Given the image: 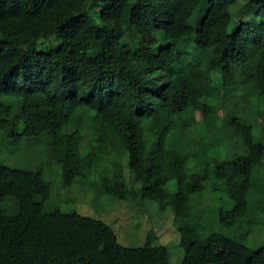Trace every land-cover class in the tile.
<instances>
[{
    "label": "trees",
    "instance_id": "obj_1",
    "mask_svg": "<svg viewBox=\"0 0 264 264\" xmlns=\"http://www.w3.org/2000/svg\"><path fill=\"white\" fill-rule=\"evenodd\" d=\"M157 32L191 44H159ZM259 117L264 0H0V134L13 147L44 138L64 186L87 187L108 153L103 193L170 208L181 264H264V245L248 242L264 222ZM237 142L227 161L225 143ZM208 188L215 204L205 208ZM5 197L0 264H173L155 230L126 247L101 220L50 211L42 168L0 164Z\"/></svg>",
    "mask_w": 264,
    "mask_h": 264
},
{
    "label": "rangeland",
    "instance_id": "obj_2",
    "mask_svg": "<svg viewBox=\"0 0 264 264\" xmlns=\"http://www.w3.org/2000/svg\"><path fill=\"white\" fill-rule=\"evenodd\" d=\"M101 4L97 7L94 13L95 19L98 23H101L99 16ZM234 12V7L232 8ZM98 12V13H97ZM237 19L231 26V30L235 29V23H238ZM159 38V44L171 45L176 48L180 46H188L191 44L190 39H162L160 32L156 33ZM51 45V41L44 42L41 48H46ZM38 48H32L30 52H35ZM244 102L247 105L256 103L255 98L249 91L245 93ZM209 102V100H207ZM3 110L9 111L8 107H4ZM221 116L227 117L231 113L229 111L221 110L219 113ZM20 116L18 119L20 120ZM197 120L202 125L203 119L201 114H197ZM72 128L74 130L79 125L77 118L72 120ZM256 125L258 127H264V119L257 118ZM88 126L92 128V117H88ZM200 126L195 130V138H200ZM264 138L260 136V139ZM241 147L240 142L230 145L225 143L226 152L224 157L227 161H230L234 154ZM110 157L106 154L105 163L94 173L89 181L88 186L82 184L79 179H76L70 186H64L63 177L60 167L54 162L51 157L47 142L44 138L31 142L24 139L17 146L13 147L6 141L5 137L0 134V164L7 166H18L21 168H42L44 172L45 180L49 184L50 198L48 202V208L50 211L60 209L67 213L74 211L81 215L89 216L105 222L110 225L118 236L120 244L126 247H140L146 243L148 233L151 230H155L158 241L157 244L166 246L172 255L173 264H181L182 251L179 248L180 244V232L174 226V215L170 208H160L156 203L151 201L145 202L143 207H139L135 204L128 203L122 200L109 199L103 193L102 188V175L101 172L106 170L109 166ZM126 165V175L130 183V171ZM191 167L190 163L188 164ZM257 170H264V159ZM134 185V184H133ZM213 194L210 188L204 191L202 197V203L206 207L211 205L214 207ZM195 200L197 197L194 198ZM9 197H5L3 201L0 198V206L8 204ZM12 201V200H11ZM222 204L226 207L229 206L227 197L222 198ZM245 220L241 221V225H245ZM218 231L233 235L229 229L225 227L216 228ZM250 244L254 246V249H259L264 245V222L255 227L253 233L248 240Z\"/></svg>",
    "mask_w": 264,
    "mask_h": 264
}]
</instances>
